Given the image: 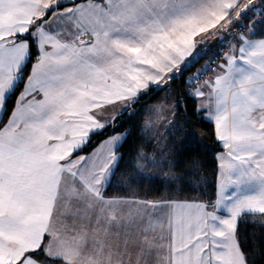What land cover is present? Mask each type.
I'll return each instance as SVG.
<instances>
[{
  "label": "snow or ice",
  "instance_id": "obj_1",
  "mask_svg": "<svg viewBox=\"0 0 264 264\" xmlns=\"http://www.w3.org/2000/svg\"><path fill=\"white\" fill-rule=\"evenodd\" d=\"M257 24L264 0H0V264H264ZM212 37L220 51L203 72L213 77H189L165 119L191 98L213 123V191L177 174L166 153L137 151L141 180L164 190L110 195L137 130L117 133L119 117L182 79Z\"/></svg>",
  "mask_w": 264,
  "mask_h": 264
},
{
  "label": "trees",
  "instance_id": "obj_2",
  "mask_svg": "<svg viewBox=\"0 0 264 264\" xmlns=\"http://www.w3.org/2000/svg\"><path fill=\"white\" fill-rule=\"evenodd\" d=\"M244 20L248 22L249 19ZM258 26L264 28L263 25L258 24ZM216 50L218 51V49ZM213 51L214 50H208L206 54L202 55L197 62L193 63L183 73L182 79H177L170 85L175 99L177 97L184 99V93L188 86V76L193 74L197 67H202V64L208 59L209 55H213ZM206 74L207 73L203 72L201 79H203ZM161 94L162 91L151 98L142 97L139 103L135 105L134 109L130 110L134 112L135 115L129 116L128 113H125L119 117L121 123H119V127L116 128V132H123L126 129L137 130L134 131L132 137H130L128 146L121 149L124 153V159L116 175L113 177V187L109 190L110 195L135 193L143 196L146 193L155 192L156 189H160L161 191L164 190V186H162L158 180H154L149 176L141 180L135 167H133L137 151L143 152L147 157H155L157 159H159L161 152L166 153L169 160L175 161L174 171L177 174H185L189 183L195 185H200L203 184L204 181H207L209 186L204 187L203 191L207 193L213 191L211 185L215 180L216 174V161L214 157L221 151V147L215 138L213 123L205 118L203 112L199 114L196 113V107L198 106L196 100L189 98L184 104L178 107L179 115L176 117L173 124L164 125L163 129L165 131L162 140L156 139V136H147L143 131H140L145 119L143 109L149 104L154 103ZM112 131L113 129L109 128L104 133V136L110 135ZM192 133L196 134L195 137L191 135ZM104 136L98 138L94 137V142L98 143ZM156 147H159V150H156ZM155 151H157V153ZM194 162L197 171L193 173ZM165 170H167V168H165ZM149 171L153 175H162L159 169L152 168L151 166H149ZM131 177H135V179L133 180ZM121 181H123V183H121ZM121 188H123V192L120 191ZM185 188H187V186H185ZM200 190L199 187H197V192L195 193H189L186 190L184 195H198Z\"/></svg>",
  "mask_w": 264,
  "mask_h": 264
},
{
  "label": "rangeland",
  "instance_id": "obj_3",
  "mask_svg": "<svg viewBox=\"0 0 264 264\" xmlns=\"http://www.w3.org/2000/svg\"><path fill=\"white\" fill-rule=\"evenodd\" d=\"M242 23L245 26L243 30L247 29V27L250 25V21L249 20H248V22L247 21L245 22V20H242ZM233 30H235V31L237 30L235 26H233ZM211 57L212 56L209 55L208 59L202 64V67H197L196 71L193 74L189 75L188 78L191 77V76H194L198 71H203L204 70V66L211 60ZM169 92H171V95H169L168 96V100L165 101V97H166V95ZM174 100H175V97H174L173 90L170 89V88H168V89H165L164 91H162L161 96L154 103L149 104L148 106H146L143 109L144 116H146V119H144L145 122L143 124L142 129H144L145 124H146L147 121H149V120L156 121L158 119L156 112L153 111L154 107L156 105L160 104V103H165V109L162 112L161 116L159 117L160 122L158 124H155L152 129L143 131L144 133H147L145 135L150 136V137L156 136L155 137L156 139L158 138L159 140H162V138L164 136V131H165L163 129L164 128V125H167L168 124L167 121H166V119L164 120L165 122H163V125L161 124L162 123L161 122L162 121V117L170 118V112L168 111L167 105L173 103ZM148 117L150 118L149 120H148ZM156 117H157V119H154ZM150 132H152V133H150ZM160 145H163V144H160ZM160 145H157V146L161 147ZM159 147H156V150H159ZM155 152L157 153V151H155Z\"/></svg>",
  "mask_w": 264,
  "mask_h": 264
},
{
  "label": "crops",
  "instance_id": "obj_4",
  "mask_svg": "<svg viewBox=\"0 0 264 264\" xmlns=\"http://www.w3.org/2000/svg\"><path fill=\"white\" fill-rule=\"evenodd\" d=\"M264 26V25H263ZM256 28L257 29H260V27L258 26V24L256 25ZM247 29H245L244 31H246ZM233 31H235V30H233ZM255 38V37H254ZM216 41H217V38L216 37H212V38H210L209 39V42H208V45H207V47L210 49V50H214L213 51V55H212V57L214 56V54L215 53H217L218 51H220V48H219V46L217 45V43H216ZM216 49H218V51L216 50ZM224 51H226L227 49L225 48V49H223ZM212 59V58H211ZM221 62V59L220 58H217L216 60H215V62H214V64H213V67H215V64H219ZM205 73H207L206 75H205V77L203 78V79H201L200 81V83L202 84L203 83V81L202 80H205V79H209V78H212L213 77V72L212 71H208V72H205ZM197 101V100H196ZM197 103H198V101H197ZM106 115H111V110H109V112L106 114ZM204 116H205V114H204ZM145 119H146V116L144 117ZM165 118H167V117H162V123L161 124H163V122H165L164 120H165ZM150 118L148 117V120H149ZM154 119H157V117L156 118H154ZM144 122H145V120L143 121V124H144ZM143 124H142V127H143ZM117 133H119V132H117ZM144 133V132H143ZM150 133H152V132H150ZM144 134H147V133H144ZM102 140V139H101ZM221 151H222V149H221ZM221 151H219V152H221ZM218 152V153H219ZM217 155V154H216Z\"/></svg>",
  "mask_w": 264,
  "mask_h": 264
}]
</instances>
